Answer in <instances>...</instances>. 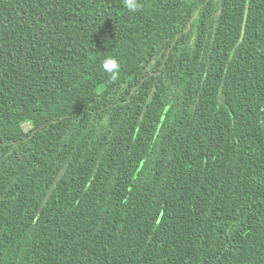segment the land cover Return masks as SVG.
I'll list each match as a JSON object with an SVG mask.
<instances>
[{"label": "trees", "instance_id": "16d2710c", "mask_svg": "<svg viewBox=\"0 0 264 264\" xmlns=\"http://www.w3.org/2000/svg\"><path fill=\"white\" fill-rule=\"evenodd\" d=\"M139 3L0 0V264H264V0Z\"/></svg>", "mask_w": 264, "mask_h": 264}, {"label": "clouds", "instance_id": "9594fccd", "mask_svg": "<svg viewBox=\"0 0 264 264\" xmlns=\"http://www.w3.org/2000/svg\"><path fill=\"white\" fill-rule=\"evenodd\" d=\"M123 4L129 12H136L141 7L139 0H123ZM102 68L112 79H115L119 74L120 64L114 56L106 55L102 60Z\"/></svg>", "mask_w": 264, "mask_h": 264}, {"label": "water", "instance_id": "95a60500", "mask_svg": "<svg viewBox=\"0 0 264 264\" xmlns=\"http://www.w3.org/2000/svg\"><path fill=\"white\" fill-rule=\"evenodd\" d=\"M247 10V9H246ZM245 19H246V15L244 17V22H245ZM244 25V23H243ZM243 32V30H242ZM217 99L222 102V103H225L226 102V99H225V94L222 92V89L220 88L219 90V93H218V97ZM67 168V164H64L60 169L59 171L57 172L53 182L51 183L49 189L47 190L42 202H41V207L46 203V201L48 200L50 194H51V191L52 189L54 188V186L56 185V183L58 182V180L62 177V175L65 173V170Z\"/></svg>", "mask_w": 264, "mask_h": 264}, {"label": "rangeland", "instance_id": "374dc122", "mask_svg": "<svg viewBox=\"0 0 264 264\" xmlns=\"http://www.w3.org/2000/svg\"><path fill=\"white\" fill-rule=\"evenodd\" d=\"M22 126L24 127V129H28V127H29V123H25V124H23Z\"/></svg>", "mask_w": 264, "mask_h": 264}]
</instances>
